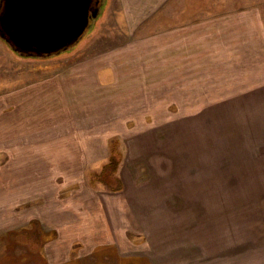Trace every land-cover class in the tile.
I'll list each match as a JSON object with an SVG mask.
<instances>
[{"label":"rangeland","instance_id":"obj_1","mask_svg":"<svg viewBox=\"0 0 264 264\" xmlns=\"http://www.w3.org/2000/svg\"><path fill=\"white\" fill-rule=\"evenodd\" d=\"M109 4L101 0L83 33L57 52L22 54L0 36V77L31 80L94 54L91 43L117 27ZM169 87L104 86L113 100L90 101L92 114L50 128L52 147L41 150L52 163L47 187L12 196V182H0V264H264V181L259 198L247 197L248 182L219 181L204 118L175 115L201 102L173 101ZM12 149L0 148L3 174L17 169L11 159L22 150ZM111 155L121 190L97 181ZM19 166L25 179L28 167Z\"/></svg>","mask_w":264,"mask_h":264},{"label":"crops","instance_id":"obj_2","mask_svg":"<svg viewBox=\"0 0 264 264\" xmlns=\"http://www.w3.org/2000/svg\"><path fill=\"white\" fill-rule=\"evenodd\" d=\"M108 4L118 23L91 43L97 52L87 51L71 67L31 80L0 77V148L22 150L12 152L16 171L0 172V182H12L5 190L17 196L20 187H27V196H33L37 182H43L39 189L47 187L52 163L41 150L52 147L45 142L50 128L63 127L77 114H92L90 101L113 100L104 86L138 84L169 85L171 100L200 101V108L182 105L175 115L203 117L204 149H213L216 178L248 182L247 197L259 198L257 183L264 181V0ZM100 47L106 49L100 53ZM20 163L28 167L25 179ZM234 191L242 188L236 184ZM3 201L0 197V208Z\"/></svg>","mask_w":264,"mask_h":264},{"label":"water","instance_id":"obj_3","mask_svg":"<svg viewBox=\"0 0 264 264\" xmlns=\"http://www.w3.org/2000/svg\"><path fill=\"white\" fill-rule=\"evenodd\" d=\"M90 3L91 0H0V36L22 54L30 51L16 41L24 34L35 43L50 46L31 54L57 52L83 33L89 22ZM5 24L10 27L8 31L2 29Z\"/></svg>","mask_w":264,"mask_h":264},{"label":"trees","instance_id":"obj_4","mask_svg":"<svg viewBox=\"0 0 264 264\" xmlns=\"http://www.w3.org/2000/svg\"><path fill=\"white\" fill-rule=\"evenodd\" d=\"M120 160L111 155L109 162L104 166L103 171L97 174V181L103 183L111 190H121L124 188L123 181L118 174Z\"/></svg>","mask_w":264,"mask_h":264},{"label":"flooded vegetation","instance_id":"obj_5","mask_svg":"<svg viewBox=\"0 0 264 264\" xmlns=\"http://www.w3.org/2000/svg\"><path fill=\"white\" fill-rule=\"evenodd\" d=\"M101 3V0H91V3H90V14H89V21L91 19V16L96 14L98 8H99V5ZM89 24V22H88ZM6 28V29H5ZM2 29L3 31L4 30H7L10 29V27L5 24V25H2ZM18 39H16V41L21 44L20 46L21 47H24V48H27L28 50L30 51H38V52H42L44 49H47V48H50V46H47V45H41V44H38V43H35L32 39H28V37L24 34L23 37H17Z\"/></svg>","mask_w":264,"mask_h":264}]
</instances>
